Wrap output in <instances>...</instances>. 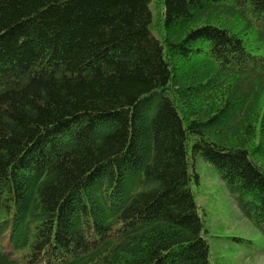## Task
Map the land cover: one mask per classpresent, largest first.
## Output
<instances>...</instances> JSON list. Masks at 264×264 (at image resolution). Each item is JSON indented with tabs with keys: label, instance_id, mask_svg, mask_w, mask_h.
<instances>
[{
	"label": "trees",
	"instance_id": "obj_1",
	"mask_svg": "<svg viewBox=\"0 0 264 264\" xmlns=\"http://www.w3.org/2000/svg\"><path fill=\"white\" fill-rule=\"evenodd\" d=\"M0 0V264H211L201 153L264 231V0Z\"/></svg>",
	"mask_w": 264,
	"mask_h": 264
},
{
	"label": "rangeland",
	"instance_id": "obj_2",
	"mask_svg": "<svg viewBox=\"0 0 264 264\" xmlns=\"http://www.w3.org/2000/svg\"><path fill=\"white\" fill-rule=\"evenodd\" d=\"M159 0H152V31L162 37ZM191 150V149H190ZM192 158L191 169L199 177L193 184L196 200L205 218L203 235L211 249V264H264V233L241 211L239 195L233 193L217 169L202 154Z\"/></svg>",
	"mask_w": 264,
	"mask_h": 264
}]
</instances>
